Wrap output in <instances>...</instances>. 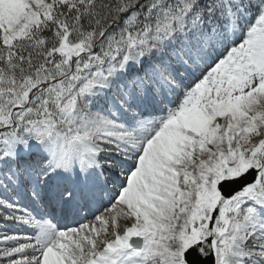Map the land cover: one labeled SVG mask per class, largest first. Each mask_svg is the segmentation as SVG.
<instances>
[{
	"label": "snow or ice",
	"instance_id": "snow-or-ice-1",
	"mask_svg": "<svg viewBox=\"0 0 264 264\" xmlns=\"http://www.w3.org/2000/svg\"><path fill=\"white\" fill-rule=\"evenodd\" d=\"M0 264H264V0H0Z\"/></svg>",
	"mask_w": 264,
	"mask_h": 264
}]
</instances>
